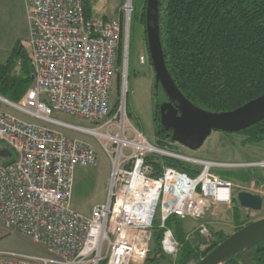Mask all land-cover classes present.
<instances>
[{
	"label": "built area",
	"instance_id": "2783aa9c",
	"mask_svg": "<svg viewBox=\"0 0 264 264\" xmlns=\"http://www.w3.org/2000/svg\"><path fill=\"white\" fill-rule=\"evenodd\" d=\"M24 1L29 37L22 47L34 80L18 103L1 97L0 102L30 121L0 111V143L13 159L0 163V222L5 233L21 234L46 252L0 251V264H143L155 220L163 229L162 253L175 257L179 244L165 227L166 219L198 220L212 208L232 205L234 185L213 169L253 164L193 158L172 151V145H179L174 142L159 148L126 120L123 95L111 113L118 69L126 78L132 0H126L120 17L110 20L86 18L82 0ZM139 59L144 63L143 56ZM54 112L95 128L65 125L51 118ZM63 129L86 130L101 139L111 159L107 199L89 215L72 208L74 173L95 167L97 153L90 144L67 137ZM150 156L177 160L199 172L191 178L165 167L154 177ZM197 231L202 236L209 232L206 224Z\"/></svg>",
	"mask_w": 264,
	"mask_h": 264
},
{
	"label": "trees",
	"instance_id": "16d2710c",
	"mask_svg": "<svg viewBox=\"0 0 264 264\" xmlns=\"http://www.w3.org/2000/svg\"><path fill=\"white\" fill-rule=\"evenodd\" d=\"M82 2L86 18L110 20L106 16L93 15V0ZM146 4L147 0H143L140 13L144 27ZM155 11L166 75L190 104L212 114H224L264 97V0H155ZM33 80V67L24 48L18 45L0 63V97L18 103L32 86ZM159 106L155 101L154 138L155 145L164 148L172 142V131L160 125ZM235 134L244 137L242 145L263 143L264 116ZM12 160L5 159L0 163L5 165ZM147 162L152 167L154 177L159 176L165 167L191 178L199 172L189 164L170 158L150 156ZM218 175L226 179L221 173ZM244 180L248 181L249 176ZM234 205L237 231L248 223L240 224L236 201ZM165 227L173 232L179 244L178 256L173 264H197L228 237L217 232L213 235V244L201 249L187 239L182 220L171 216L166 219ZM162 236L160 221L155 220L151 250L146 260L153 255L156 259L166 257L160 248ZM248 251L252 253L249 262L263 261L264 240ZM225 264H243V261L237 255Z\"/></svg>",
	"mask_w": 264,
	"mask_h": 264
},
{
	"label": "rangeland",
	"instance_id": "374dc122",
	"mask_svg": "<svg viewBox=\"0 0 264 264\" xmlns=\"http://www.w3.org/2000/svg\"><path fill=\"white\" fill-rule=\"evenodd\" d=\"M94 16L114 19L121 16L126 0H93ZM132 13L128 25L127 44V70L123 80L121 69H118L111 90V110H113L120 95L124 96L126 120L135 125L142 134L155 144L153 122V106L157 101L160 104L166 98L161 87L156 85L155 74L149 62L148 45L145 27L141 22L140 13L143 0H132ZM0 63L4 62L16 46H22L29 37L28 22L25 16V7L22 0H2L0 8ZM145 58L144 63L140 57ZM0 111L9 113L23 120V117L8 105L2 103ZM53 120L79 129L95 128L77 117L54 112ZM62 132L69 138L78 139L90 144L97 153L98 163L95 167H81L75 171L71 203L73 209L83 215H89L94 205L103 204L107 199L110 174L112 170L111 159L103 149L101 139L82 130L63 129ZM244 137L235 133L213 131L197 151H191L181 145H172L171 150L184 155L209 162L223 164H253L244 168H214L213 171L221 173L226 180L234 185V194L246 192L259 196L263 206L260 211L245 210L239 207L240 224L251 223L264 218V142L258 145H242ZM170 143V142H169ZM167 143V147L169 145ZM105 144V142H104ZM5 146L0 143V150ZM1 161V160H0ZM249 176V180L244 177ZM234 201L230 206L210 209L207 214L198 220L184 219L182 225L187 233V239L201 249L211 246L214 234L222 232L230 236L238 227L233 217ZM156 218L159 219V207ZM206 224L208 235L202 236L197 227ZM0 251H12L29 255H44L45 249L33 243L29 238L17 233H5L0 222ZM175 257L156 259L153 255L143 264H173Z\"/></svg>",
	"mask_w": 264,
	"mask_h": 264
},
{
	"label": "water",
	"instance_id": "95a60500",
	"mask_svg": "<svg viewBox=\"0 0 264 264\" xmlns=\"http://www.w3.org/2000/svg\"><path fill=\"white\" fill-rule=\"evenodd\" d=\"M145 23L148 53L155 74V82L157 86H161L169 100L159 106L160 125L165 130L172 131V142L191 151H197L213 131L237 133L264 116V97L236 111L224 114H212L190 104L166 75L157 32L155 0H147ZM11 156L8 150L0 151V158L8 159ZM236 202L240 208L251 211H260L263 206L259 196L246 192H239L236 195ZM263 240L264 218L248 223L235 231L197 264H225L237 255L243 264H251L248 258L252 253L248 250Z\"/></svg>",
	"mask_w": 264,
	"mask_h": 264
},
{
	"label": "flooded vegetation",
	"instance_id": "af4514ba",
	"mask_svg": "<svg viewBox=\"0 0 264 264\" xmlns=\"http://www.w3.org/2000/svg\"><path fill=\"white\" fill-rule=\"evenodd\" d=\"M160 85H158V87H159ZM161 87V86H160ZM162 89V88H161ZM164 95H165V93H164ZM165 98H166V100H165V102H168L169 100H168V97H166V95H165ZM164 103V102H163ZM240 260V259H239ZM238 260V261H239ZM251 264H264V260L263 261H257V262H254V261H251L250 262Z\"/></svg>",
	"mask_w": 264,
	"mask_h": 264
},
{
	"label": "crops",
	"instance_id": "0c3cea01",
	"mask_svg": "<svg viewBox=\"0 0 264 264\" xmlns=\"http://www.w3.org/2000/svg\"><path fill=\"white\" fill-rule=\"evenodd\" d=\"M23 1V3H24V7H25V1L24 0H22ZM1 5H2V0H0V8H1ZM1 10V9H0ZM25 13H26V8H25ZM25 16H26V14H25ZM29 30V29H28ZM78 169V168H77ZM76 169V170H77ZM74 177H75V173H74ZM71 205H72V203H71ZM73 208V207H72Z\"/></svg>",
	"mask_w": 264,
	"mask_h": 264
},
{
	"label": "bare ground",
	"instance_id": "6f19581e",
	"mask_svg": "<svg viewBox=\"0 0 264 264\" xmlns=\"http://www.w3.org/2000/svg\"><path fill=\"white\" fill-rule=\"evenodd\" d=\"M83 131H85V132H86V130H83Z\"/></svg>",
	"mask_w": 264,
	"mask_h": 264
}]
</instances>
